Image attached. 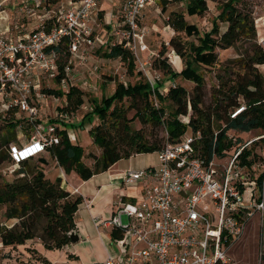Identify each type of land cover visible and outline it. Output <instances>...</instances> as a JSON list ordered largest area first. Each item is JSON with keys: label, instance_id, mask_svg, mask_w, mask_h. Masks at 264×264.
Masks as SVG:
<instances>
[{"label": "trees", "instance_id": "16d2710c", "mask_svg": "<svg viewBox=\"0 0 264 264\" xmlns=\"http://www.w3.org/2000/svg\"><path fill=\"white\" fill-rule=\"evenodd\" d=\"M212 1L219 7V12L211 28L202 34L196 23L186 20L185 13L204 15L208 9L206 0H186V12L172 10L166 19V25L175 32L169 38L167 46L185 63L181 74L186 80L193 82L190 91L183 85L171 84L163 94L160 91L163 86L161 81L152 85L137 71L138 78L133 83L115 81L112 100L103 98L99 103L94 97L91 98L94 100L92 112H95L100 123L92 126L89 133L101 150L98 155H90L93 165L84 162L82 148L72 144L66 130H60L57 125L56 143L15 163L9 152L10 146L17 141L15 126L20 123V126L25 124L30 129L26 139L28 143L34 125L41 124L42 120L37 117L30 121L26 115L15 109H0V164L5 161L19 164L15 170L16 176L11 180L5 179L0 171V207L3 208L5 218L13 221L10 226L0 224V240L3 246L14 247L28 240L38 239L45 248H61L70 242L69 233L77 231L74 214L82 202V197L63 188L61 177H47L44 168L49 158L44 153L54 158L66 173L74 169L82 180H87L121 158L142 152H154L167 142H177L188 130L191 133L199 131L194 148L205 158H209L213 152L221 153L230 149L233 142L228 137L229 134L236 136L237 142L243 141L244 137L240 134L244 132L258 130L260 135L264 134V74L257 67L264 64V52L256 41L253 18L250 12L239 6L244 3L243 0ZM159 2L161 9L165 10L169 0ZM63 8L66 7H57L42 22L46 29L57 23L59 12ZM219 21L227 23L222 31ZM262 26L264 28V23ZM181 32L187 36L195 35L197 41L182 38ZM242 42L245 48L238 56L221 65V72L216 74L218 82L213 87L211 103L206 106L203 69L217 62L216 48L235 47ZM52 47L57 52V67L53 77L56 83H60L70 58L69 40L62 39ZM106 47L102 53L105 58H120L126 62L129 73L133 72L134 59L128 49L119 44L110 45L108 49ZM166 50L164 45L160 46L152 67L160 69L167 76H174L176 73L163 57ZM83 90L73 82L68 84L65 92L47 84H42L40 88L43 94L64 98L58 114L76 111L83 102ZM124 99L129 101L128 104L124 107L117 105V102ZM156 100L158 105L155 104ZM166 100L169 104L165 103ZM240 104L244 105V109L231 117L230 113ZM130 110L133 115L128 118L126 114ZM21 113L23 116H20ZM13 117H17L15 121L9 120ZM134 119L154 129L163 127L164 141L161 143L160 139H151L152 136L148 137L143 128L132 129L129 122ZM53 122V118L46 121L48 125ZM261 144L264 145V138ZM253 149L252 146L250 150H245V154L251 153ZM35 156L38 159L35 164H31L29 158ZM110 234L115 238L121 237V233L115 229L110 230ZM221 264L229 263L227 261Z\"/></svg>", "mask_w": 264, "mask_h": 264}, {"label": "built area", "instance_id": "2783aa9c", "mask_svg": "<svg viewBox=\"0 0 264 264\" xmlns=\"http://www.w3.org/2000/svg\"><path fill=\"white\" fill-rule=\"evenodd\" d=\"M102 0H78L59 12L57 23L15 36L0 32V102L2 109H15L30 121L38 117L41 77L56 73L57 52L53 45L68 38L70 58L60 83H71L72 57L85 43L93 46V24ZM73 3V2H72ZM151 0H119L106 45L119 44L130 51L148 75L147 61L139 53L147 49L144 8ZM4 11L0 4V12ZM262 25L264 20L261 21ZM258 43L264 52V34ZM51 75V76H52ZM149 81V79H148ZM150 82V81H149ZM151 83V82H150ZM174 86V83L172 84ZM244 109L240 104L231 113ZM67 114L59 113L60 118ZM55 125L36 123L28 143L14 149V162L34 156L58 141ZM199 131L184 134L157 150L158 163L139 170H126L121 184L143 182L141 197L131 201L120 197L109 218L93 217L95 228L115 229L129 238L117 258L108 256L101 264H221L229 260V248L241 237L247 222L256 214L264 241V134L236 141L209 158L197 153L194 144ZM253 151L245 154V150ZM24 152V154H23ZM253 157V159H252ZM89 207L90 203L87 202ZM122 215L127 218L122 221ZM262 243V242H261Z\"/></svg>", "mask_w": 264, "mask_h": 264}, {"label": "rangeland", "instance_id": "374dc122", "mask_svg": "<svg viewBox=\"0 0 264 264\" xmlns=\"http://www.w3.org/2000/svg\"><path fill=\"white\" fill-rule=\"evenodd\" d=\"M69 1L70 0H21L19 2L18 0H9L3 2L2 8L4 11L0 12V28H2L1 25L8 24L7 16L11 13L8 19L12 27L17 26L20 33L29 32L38 27L48 16L52 15V11L57 7H67ZM206 2L208 9L204 15H191L185 13L186 20L191 23H196L201 34L211 28L212 22L219 12V7L215 2L212 0H206ZM243 2L244 3L239 6L244 7V9L251 13L256 30V41L258 43L259 36L264 34V28L261 22L264 20V0H243ZM185 3L186 0H169V3L165 6V10H162L159 0H154L152 5L142 16V24L147 30L145 36L147 49L140 52L139 55L142 61H147L146 67L149 77L140 68L134 56L135 68L132 73H129L126 62L122 61L120 58L110 60L104 59L102 53L105 47L98 48L97 50L92 49L90 51L91 56L87 55L88 67L94 63L92 70H89V72L83 71L84 75H86L84 81L80 79L75 80V82L81 83L84 87L83 102L76 111L68 113L65 118H60L58 112L61 111L58 108L61 107L64 102L63 97L48 93H44L43 96L37 97L39 105L38 117L42 122H46L49 118H53L54 125H57L60 130H66L71 143L82 148L83 160L86 164L93 165V158L90 155H98L101 151L94 143L89 133V129L92 126L100 123L95 112H92L94 111V100H91V98L94 97L99 103L102 102L103 98L111 99L115 91V81L120 80L125 83H133L138 78V74H136L137 71H140L142 76L147 80L149 79L152 85L161 81L163 86L160 87V91H162L163 94H165L167 88L173 83L183 85L188 91L193 87V82L186 80L181 74L185 63L180 56L175 54V52L167 46L169 38L175 33L170 26L166 25L168 14L172 10L184 12ZM16 4L17 7H15ZM113 22H116V17H113ZM218 24L221 31L224 30L227 25L226 22L224 23L221 21H219ZM92 27L95 29V32L99 28L94 24ZM180 36L184 39L187 38L188 40L197 41L195 35L187 36L181 32ZM161 45L167 48L163 57H165L176 73L174 76H167L160 69L152 67V62L157 57ZM109 47L110 45H107L106 48L108 49ZM244 48V42L237 43L235 47L226 49L216 48L218 54L217 62L203 69L205 81L204 104L206 106L211 103L213 87L218 82L216 74L221 72V65L236 58L239 52ZM74 59H76V63L80 60V58L77 57ZM83 59V63H86L85 58ZM95 66L96 69L94 68ZM257 67L264 74V64L257 65ZM51 75V73L42 75L41 83L56 86L61 91L65 92L67 83H56L53 75ZM128 102V100L124 99L122 102H117V105H123L124 107ZM165 103L169 104L168 100H166ZM155 104L158 105L159 102L156 100ZM1 107L5 108L4 102H0V109ZM23 114L21 113L20 116H23ZM126 115L128 118H131L133 111H128ZM15 118L17 117H13L9 120L15 121ZM129 125L134 130L143 128V131L147 133L148 137L152 136L151 139H160L161 143L165 139V129L163 127L154 129L148 124H143L138 119L131 120ZM15 132L17 141L15 142L16 144L11 147H16L17 149L22 148L26 145V139L30 134V129L27 128L25 124L20 126V123H18L15 126ZM259 133L258 130H251L241 133L240 135L244 138H249ZM186 134H191V131L188 130ZM10 151L13 153L14 149L10 148L9 152ZM44 155H47L49 158L48 164L44 168L47 177L50 179H54L56 176L61 177L59 174L61 167L57 164L56 160L51 158L48 153H44ZM13 156L14 154H12V157ZM37 159L38 156H35L29 158V161L31 164H35ZM157 163V151L142 152L117 160L106 170L94 174L87 180H82L74 169L70 170L68 173L63 170L64 176L62 177H64V182L66 179L70 185L81 187V192H87L88 197L95 195L99 186L103 184L100 193L94 196L92 213L93 215L101 217V219H107L111 215L112 207L114 208L116 206L120 197L127 196L133 192V186L136 184V182L121 184L124 172L129 169L139 170L148 166H154ZM18 167L19 164H11L5 161L0 164V171L5 179L11 180L16 176L15 170L18 169ZM82 183H84V185H80ZM82 212L83 211L80 210L75 217L78 227V241L69 242L61 248L50 249L45 248L38 239L28 240L24 244H19L14 247L3 246L0 240V264H41L43 262H47L46 264H94L103 263L108 256L112 258L119 257L123 250L121 242L128 240V232H125L123 237L115 238L110 234L109 230L102 228L101 233L98 234L88 211L87 216L81 215ZM80 215L81 219L79 220L78 218ZM122 221H127L125 215H122ZM12 223L13 221L11 219L5 218L3 208L0 207V224L10 226ZM261 236L259 219L255 214L247 222L241 237L229 248L228 263L264 264V241L261 239Z\"/></svg>", "mask_w": 264, "mask_h": 264}, {"label": "crops", "instance_id": "0c3cea01", "mask_svg": "<svg viewBox=\"0 0 264 264\" xmlns=\"http://www.w3.org/2000/svg\"><path fill=\"white\" fill-rule=\"evenodd\" d=\"M7 1H9V0H0V4H2L3 2H7ZM18 1L20 2L21 0H18ZM153 1L154 0H151V3L148 4L144 8L143 15H144L145 11L148 10V8L152 5ZM118 2H119V0H102L99 12H98L97 16H95V18H94L97 23L100 22V26H99L98 30L93 35L95 44L93 46H88L85 43H83V45H81V47H80V49L78 51V55L83 56L85 58V60H86V63L78 64V63H76V59H74L75 57H72L73 58V62L70 64L71 65V73L70 74H71V77H72V81L71 82H73V80H74L73 83L74 84H78L82 88H84L82 86V84L78 83V82H75V80H77V79L79 80L80 79L81 81H84V78L86 77V75H84L83 71L89 72V70H92V66L94 65V63H92L89 66L90 68L87 65V55L91 56L90 55V51L92 49H96L97 50L98 48L106 47V44L103 43V40L107 37L108 31H109L108 27L114 23L113 22V17H115L114 16V12L117 9ZM17 4L15 5V7H17ZM71 4H76V3L75 2L72 3L71 1H69V5L68 6H70ZM10 14L7 16L8 24H5L3 26L1 25L2 28H0V32L6 33V34L11 35V36H15L16 34H18V29H17V26L12 27V25H11L9 19H8ZM144 54H145V52H144ZM104 59L105 60H107V59L110 60V58H105V57H104ZM94 68L96 69V66ZM79 76H80V78H79ZM59 174L61 176V186L63 188H65V189H67L68 191H70L71 194L80 195L82 197V202H81V204H79V207H78L77 211L74 214L75 223H76L75 217L80 212V210L83 211L81 213V215H84V216H87V211H88V213L90 214L91 220H92L93 217L101 218L99 216L93 215V213H92V205H93V202H94V199H95L94 196H96V194L100 193V190H101L103 184L101 186H99V188L96 191L95 195H93L91 197H88L87 196V192H81V187L74 186L72 184L70 185L67 182L66 179H65V182H64V177H62V176H64V172H63V168L62 167H61V171L59 172ZM80 185H84V183H82ZM142 186H143V182L142 181L136 182V184L133 186V192H131L129 195L125 196V199L131 200V201H136L138 198H140L141 194H142ZM87 202L90 203L89 207L86 206ZM81 206H82V208H81ZM112 210H113V207H112ZM81 215L78 218L79 220L81 219ZM93 225H94V228H95L94 222H93ZM76 227H77V224H76ZM101 229L102 228L96 229L98 234L101 233ZM104 229H107V230L110 231V229H108V228H104ZM77 232H78V227H77ZM121 237H122V233H121ZM121 245H122V242H121ZM122 249L124 250L123 245H122ZM123 250H122V252H123Z\"/></svg>", "mask_w": 264, "mask_h": 264}, {"label": "water", "instance_id": "95a60500", "mask_svg": "<svg viewBox=\"0 0 264 264\" xmlns=\"http://www.w3.org/2000/svg\"><path fill=\"white\" fill-rule=\"evenodd\" d=\"M69 239H70V242H76L79 240V235H78V232L77 231H72L69 233ZM41 264H46V263H41ZM94 264H101V263H94Z\"/></svg>", "mask_w": 264, "mask_h": 264}, {"label": "bare ground", "instance_id": "6f19581e", "mask_svg": "<svg viewBox=\"0 0 264 264\" xmlns=\"http://www.w3.org/2000/svg\"><path fill=\"white\" fill-rule=\"evenodd\" d=\"M23 154H24V152H23Z\"/></svg>", "mask_w": 264, "mask_h": 264}]
</instances>
